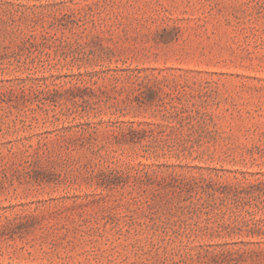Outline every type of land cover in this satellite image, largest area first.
Here are the masks:
<instances>
[{"label":"rangeland","instance_id":"1","mask_svg":"<svg viewBox=\"0 0 264 264\" xmlns=\"http://www.w3.org/2000/svg\"><path fill=\"white\" fill-rule=\"evenodd\" d=\"M0 264H264V0H0Z\"/></svg>","mask_w":264,"mask_h":264}]
</instances>
